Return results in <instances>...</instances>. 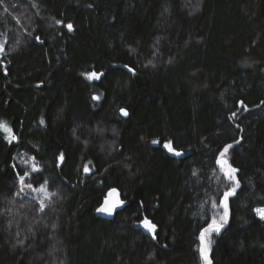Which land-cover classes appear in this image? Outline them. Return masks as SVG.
Wrapping results in <instances>:
<instances>
[{
	"label": "trees",
	"instance_id": "16d2710c",
	"mask_svg": "<svg viewBox=\"0 0 264 264\" xmlns=\"http://www.w3.org/2000/svg\"><path fill=\"white\" fill-rule=\"evenodd\" d=\"M0 42V264H202L234 187L212 264H264V0H0ZM111 188L126 205L105 219Z\"/></svg>",
	"mask_w": 264,
	"mask_h": 264
},
{
	"label": "snow or ice",
	"instance_id": "6c2138e0",
	"mask_svg": "<svg viewBox=\"0 0 264 264\" xmlns=\"http://www.w3.org/2000/svg\"><path fill=\"white\" fill-rule=\"evenodd\" d=\"M57 23H62V22L57 21ZM66 27L69 31L73 30V25L71 23L67 24ZM86 75H87L88 79H99L100 75H102V74H98L96 72H91V73H87ZM95 98L98 99V97H95ZM241 103H243V102H241ZM121 112L124 116H127L129 114L127 112V110H125V109H121ZM233 115H235V113H233ZM41 123H43V121H41ZM0 131L7 134L6 138L9 139V142H11V140L16 139L14 133L12 132V129L8 126L7 122L0 121ZM152 143L157 144V143H159V141L154 140V141H152ZM235 143H239V141H236ZM163 147L165 149H167L169 152H172L176 156L182 155L181 152L176 151V149L173 147V143L171 141L164 143ZM232 147H233L232 144L225 146L223 151L220 152V159L217 160V163L220 165L221 171L224 173V175L229 180L235 181L236 187H238L239 181L236 180V175H235L238 170L233 168L232 165L229 163V161L227 159H225L226 153ZM33 159H35V158H33ZM59 159L61 161H63V159H64L63 154L60 155ZM32 170L33 171H39V169L36 168L35 165H33ZM84 170L86 172L89 171L87 166L85 167ZM27 175H29V173L25 172V174L23 176H19V181H20V184L22 186L20 189L21 192L24 191V187L32 188V185H30V184L25 185L24 184V179H25V176H27ZM34 190L44 192V193L47 192L46 188L43 186H41V188H39V189H34ZM234 194H235V187L224 193L223 200L221 201V203L224 207V215L221 216L219 218V220H217L216 217H213L211 222L208 224V226L203 228V230L200 232V235H199V241H200L199 253H200L201 260H202V264H212V261L210 259V255H209L210 251H211V245H212V241H211L210 237L213 233H217V234L220 233L222 228L227 224V222H228V203L227 202H228V198L230 196H233ZM117 197H118L117 190L115 188L110 189L108 192V196L105 199L104 204L100 208H98L97 211L111 214L116 207H118L119 205H122L124 203V201L118 200ZM43 208H44V204L41 203V210H43ZM254 211L256 212V214L259 216V218L261 220H264V208H256V209H254ZM140 223L143 225V227L145 229H147L149 232H152L153 237L155 238V229L157 226L155 224H153L150 220H148L146 217Z\"/></svg>",
	"mask_w": 264,
	"mask_h": 264
},
{
	"label": "rangeland",
	"instance_id": "374dc122",
	"mask_svg": "<svg viewBox=\"0 0 264 264\" xmlns=\"http://www.w3.org/2000/svg\"><path fill=\"white\" fill-rule=\"evenodd\" d=\"M2 46L3 45L0 42V49L2 48ZM19 162L25 168V172L29 173V175L25 176V179H24V184L25 185H29L28 177L30 176L31 173L36 172V171L32 170L33 165H35L36 168H38V166L30 157L25 156V155H22L19 158ZM41 186H43V185H38V186L32 185V188L24 187V191L20 192L21 194L26 196L29 200H30V198L34 199L35 202L39 204L40 210H41V203L44 204V208L43 209H45L46 205H47V202L50 200V198L52 196L51 193L49 192V190H47V188L45 186H43V187L46 188V190H47L46 193L34 190V189L41 188ZM21 187L22 186H21L20 181H19V189H21ZM262 208H264V207H262Z\"/></svg>",
	"mask_w": 264,
	"mask_h": 264
},
{
	"label": "water",
	"instance_id": "95a60500",
	"mask_svg": "<svg viewBox=\"0 0 264 264\" xmlns=\"http://www.w3.org/2000/svg\"><path fill=\"white\" fill-rule=\"evenodd\" d=\"M124 68L125 69H127V70H129L130 72H133V70L130 68V67H128V66H124ZM99 74H102V73H99ZM242 108H243V104L241 103V102H239V107H238V109L236 110V112H235V114H238L241 110H242ZM122 109H125V108H122ZM244 109H246V110H248L249 109V107L248 106H244ZM126 110V109H125ZM128 112V111H127ZM120 115L122 116V117H127V116H124L123 114H122V112H121V109H120ZM240 140V139H239ZM238 140V141H239ZM234 144H236L235 142H234ZM225 148V147H224ZM223 148V149H224ZM223 149L221 150V152L223 151ZM183 155V154H182ZM182 155H179V156H176V157H181ZM218 159H220V153H219V157H218ZM217 159V160H218ZM226 159V158H225ZM218 164V163H217ZM219 165V164H218ZM220 166V165H219ZM236 175V174H235ZM236 180H238L237 179V176H236ZM111 189H113V188H111ZM116 189V188H115ZM110 190V189H109ZM109 190L107 191V193H106V196H105V198H104V200H103V202L101 203V205L98 207V208H100L103 204H104V202H105V199L107 198V196H108V192H109ZM117 190V193H118V197H117V199L118 200H122V201H124L122 198H121V195H120V192H119V190L118 189H116ZM228 215L230 214V204H229V200H228ZM124 205H126V201H124V203L122 204V205H119L118 207H116L115 209H114V211L111 213V214H109V213H105V212H98L97 210H96V214L98 215V216H100V217H102V218H105V219H112L113 218V216L115 215V213L118 211V210H120ZM97 208V209H98ZM148 220H150V219H148ZM151 221V220H150ZM141 222V221H140ZM140 222H136L135 223V228H137V229H139V230H141L144 234H146V235H148L149 237H151L153 240H155V238H156V231H157V227H156V229H155V238L153 237V233L152 232H149L147 229H145L144 227H143V225L140 223ZM152 222V221H151ZM225 227H227V224L223 227V228H225ZM210 255V254H209ZM210 259H211V257H210ZM212 261V260H211Z\"/></svg>",
	"mask_w": 264,
	"mask_h": 264
},
{
	"label": "bare ground",
	"instance_id": "6f19581e",
	"mask_svg": "<svg viewBox=\"0 0 264 264\" xmlns=\"http://www.w3.org/2000/svg\"><path fill=\"white\" fill-rule=\"evenodd\" d=\"M135 225V224H134Z\"/></svg>",
	"mask_w": 264,
	"mask_h": 264
}]
</instances>
